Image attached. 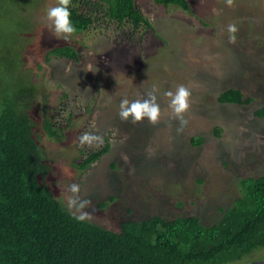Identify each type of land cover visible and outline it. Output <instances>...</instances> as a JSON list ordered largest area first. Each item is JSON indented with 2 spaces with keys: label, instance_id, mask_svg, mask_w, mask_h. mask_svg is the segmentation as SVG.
<instances>
[{
  "label": "rangeland",
  "instance_id": "rangeland-1",
  "mask_svg": "<svg viewBox=\"0 0 264 264\" xmlns=\"http://www.w3.org/2000/svg\"><path fill=\"white\" fill-rule=\"evenodd\" d=\"M188 3L185 10L136 0L149 28L99 18L71 37L79 54L72 61L46 59L49 48L67 43L46 27L47 8L57 0H0V100L36 87L39 144L56 197L66 207L65 186L80 185V198L91 201L88 221L114 231L123 220L155 214L211 224L240 195V178L264 174V118L254 114L264 105V0ZM232 23L239 28L234 44L227 32ZM180 85L191 96L188 124L178 135L164 93ZM231 87L251 100L220 102L219 93ZM153 89L158 124L119 119L123 98L143 99ZM45 113L63 128L60 139L42 130ZM85 131L109 150L79 169L102 146L80 147L76 137ZM246 259H264V248Z\"/></svg>",
  "mask_w": 264,
  "mask_h": 264
},
{
  "label": "trees",
  "instance_id": "trees-1",
  "mask_svg": "<svg viewBox=\"0 0 264 264\" xmlns=\"http://www.w3.org/2000/svg\"><path fill=\"white\" fill-rule=\"evenodd\" d=\"M189 10L188 0H153ZM72 22L80 32L99 18L135 29L150 22L136 0H72ZM78 61L69 43L57 44L46 59ZM220 102L248 103L235 87ZM37 91L33 84L0 100V264H246L264 248V174L240 178V195L221 218L203 224L197 216L161 215L120 223L119 230L74 219L57 199L52 167L39 144ZM254 114L264 118V105ZM45 113L41 128L60 139L63 128ZM195 140V139H194ZM203 139H200L202 141ZM109 150L105 142L77 164L89 165Z\"/></svg>",
  "mask_w": 264,
  "mask_h": 264
},
{
  "label": "clouds",
  "instance_id": "clouds-1",
  "mask_svg": "<svg viewBox=\"0 0 264 264\" xmlns=\"http://www.w3.org/2000/svg\"><path fill=\"white\" fill-rule=\"evenodd\" d=\"M226 6L233 7L235 0H224ZM72 0H57L56 6L47 8L46 11V27L50 28V32L57 39L69 43L71 37L77 31L76 26L72 22L71 7ZM239 31L235 23L227 26L228 42L234 44L236 42V33ZM169 98L168 107L171 109V118L178 121L176 129L177 134H181L187 126L188 121L185 119V113L190 108L189 98L190 90L184 85L178 86L175 91H167L164 93ZM118 117L122 122H130L133 125L144 122L145 120L152 126L160 122L161 108L157 103L155 89L145 93L143 99L130 101L128 98H123L119 104ZM76 142L80 147H99L103 140L100 136L85 131L76 137ZM70 195L67 197L66 207L69 214L78 221L91 220V214L84 211L91 204L88 199H81L79 196L80 185L71 183L65 186L64 189Z\"/></svg>",
  "mask_w": 264,
  "mask_h": 264
},
{
  "label": "water",
  "instance_id": "water-1",
  "mask_svg": "<svg viewBox=\"0 0 264 264\" xmlns=\"http://www.w3.org/2000/svg\"><path fill=\"white\" fill-rule=\"evenodd\" d=\"M246 264H264V259L253 260Z\"/></svg>",
  "mask_w": 264,
  "mask_h": 264
}]
</instances>
